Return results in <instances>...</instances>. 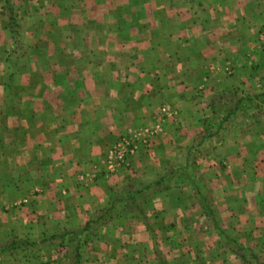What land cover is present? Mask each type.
Segmentation results:
<instances>
[{
    "label": "crops",
    "instance_id": "obj_1",
    "mask_svg": "<svg viewBox=\"0 0 264 264\" xmlns=\"http://www.w3.org/2000/svg\"><path fill=\"white\" fill-rule=\"evenodd\" d=\"M50 1V49L3 58L0 264H264V0ZM120 135L148 139L107 175Z\"/></svg>",
    "mask_w": 264,
    "mask_h": 264
},
{
    "label": "rangeland",
    "instance_id": "obj_2",
    "mask_svg": "<svg viewBox=\"0 0 264 264\" xmlns=\"http://www.w3.org/2000/svg\"><path fill=\"white\" fill-rule=\"evenodd\" d=\"M26 2H27V0H0V37L3 36V34H4L3 32H5V34H6V40L5 41L1 40V42H0V53H1L0 54V79L7 78L6 75L11 73V71L9 70V66L8 65L4 66V62H5L4 59L6 60V57L9 56V54H11V57H12L11 58V60H12V73H11L12 77H19V74L21 72L19 71V68L17 67V65H21V63H20L21 59L18 58L19 53L17 50H19L20 48H23L22 46L25 45L27 42H29L28 43L29 46L37 45L40 47L43 46V45H41L43 43L45 46L44 48L47 50H49L50 47L52 46L53 32L55 31V29H57V27L54 23L55 21L54 22L52 21L54 17H53V14L51 13L52 10L50 8V5H45L47 7L43 8L45 10L42 13H40V15H42L45 18V20H47V23H42L43 26L45 25V27H41L40 30L39 29L37 30V32H40V34H45V36H46L45 39L43 41L41 39H36V41L35 40L31 41L29 39V37H27V35L25 36V31L28 30L27 24L30 22V20H25L22 17L23 14L26 13L25 10L28 11L32 8L31 6L25 7V6H27ZM46 2L49 3L51 1L46 0ZM124 2L127 3L128 1L125 0ZM110 16H112V14H109V23L111 22ZM147 17H148L147 12L146 11L142 12L141 18L143 20H145V19H147ZM258 26L259 25L255 26V27H258ZM67 27H70L71 29H73V27H71V26H67ZM258 29H260L259 31H257L258 33H260V37H258L259 38L258 44L260 46H263L264 29L263 28L261 29L259 27L257 28V30ZM142 30L144 31L145 29H142ZM66 42H68L67 39H66ZM4 43H5V46H3ZM3 51H4V53H3ZM38 55L39 54L33 55V58H37ZM52 60H53L52 55H51V53H49V54H45V55L41 56L39 61L41 63H43V62L47 63V62H51ZM111 60H113V59H111ZM148 60H151V59L148 58ZM152 61L153 62L156 61L154 56H153ZM170 107L171 106H169L168 104H165L163 106L159 105L158 108L160 109V111L156 110V112L158 111L157 113H159L157 115L160 116V118H161V114H167L169 111L172 112V109ZM152 114H154V113H152ZM154 119L156 120V118L150 116V120L145 122V124L143 126L146 128H151L155 123ZM157 122H158V128L156 130H158L161 127V123H160V120L158 117H157ZM147 139L148 138H146L144 143H142V144H145ZM103 171H105V169H103ZM115 173H116V171H114L112 173H107V175H109V174L112 175ZM236 250H237V254H242V255L244 254L243 256L246 258V260L248 262L249 261L251 262L250 264L255 263V259H254L255 256L249 248L240 247V248H237ZM61 258H62V256L60 255V253L51 252L50 255L45 257L44 260H41L39 264H45L46 262L52 261V260L56 261L58 264H63L61 262L62 261Z\"/></svg>",
    "mask_w": 264,
    "mask_h": 264
},
{
    "label": "built area",
    "instance_id": "obj_3",
    "mask_svg": "<svg viewBox=\"0 0 264 264\" xmlns=\"http://www.w3.org/2000/svg\"><path fill=\"white\" fill-rule=\"evenodd\" d=\"M158 128L157 118L151 128L144 127V133L149 136ZM146 138H140L134 135H120L117 139L107 148L104 157V169L106 173H112L123 169L126 165L129 156L144 143ZM45 264H58L56 261H48Z\"/></svg>",
    "mask_w": 264,
    "mask_h": 264
}]
</instances>
